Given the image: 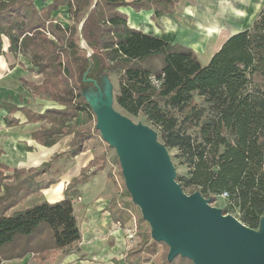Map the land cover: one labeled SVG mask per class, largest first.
<instances>
[{
    "label": "trees",
    "instance_id": "trees-1",
    "mask_svg": "<svg viewBox=\"0 0 264 264\" xmlns=\"http://www.w3.org/2000/svg\"><path fill=\"white\" fill-rule=\"evenodd\" d=\"M178 2L52 0L39 8L36 0H0V54L6 53L5 37L9 52L29 53L34 66L28 72L38 75V90L58 98L65 108L38 112L5 101L0 107L9 113L23 111L28 122L50 123L33 133L44 145L73 134L70 158L91 142L94 157L88 167L92 171L81 182L112 161L119 165L121 180L109 174L117 191L106 210L115 223L126 225L135 219L140 242L124 255L126 264L194 262L182 255L169 259L168 244L153 236L126 186L118 155L112 156L114 147L96 127L93 101L100 90L105 93L111 74L119 80L117 105L130 116L144 117L162 142L177 150V158L187 168L186 175L177 174L185 192L199 191L211 204L227 192L223 213L235 212L255 229L264 216V3L247 29L231 35L202 64L192 48L131 27L128 15L120 10L153 9L156 18L174 14ZM62 5H69L72 22L67 27L51 18ZM18 121L7 117L8 125ZM50 166L10 169L0 162V264L29 254L47 256L81 240V225L68 196L75 182L61 200L17 208L54 183L47 176Z\"/></svg>",
    "mask_w": 264,
    "mask_h": 264
},
{
    "label": "crops",
    "instance_id": "crops-1",
    "mask_svg": "<svg viewBox=\"0 0 264 264\" xmlns=\"http://www.w3.org/2000/svg\"><path fill=\"white\" fill-rule=\"evenodd\" d=\"M193 1L195 0H179L174 14H164L156 18L153 16V9L136 11L127 6L120 10L128 15L131 27L172 44L190 47L199 58L208 52V61L204 63L207 64L231 35L247 29L253 23L264 3V0H199L200 4H194ZM51 2L52 0H36L39 8ZM70 16L69 5H62L51 13L54 22L64 27L71 24ZM81 26L82 23L79 29ZM4 40L3 49L6 53L0 54V104L5 101L18 107L27 106L38 112H44L48 108H65L58 98L51 99V95L43 98L41 92L42 94L36 93L34 97L32 91L26 87L31 82L26 75L30 74L28 68L34 66L32 57L27 52H9L10 41L7 37ZM26 59L30 61L29 64L25 63ZM37 82L39 86L41 82ZM53 101L56 105L49 104ZM9 116L16 117L19 121L8 125ZM43 124L50 125L46 120L28 122L23 111L9 113L6 108L0 107V162L10 169L51 164L47 176L54 183L27 197L17 208L43 200H61L66 196L70 183L75 182L68 189V196L72 200L82 197L74 203L82 238L72 246L51 251L47 256L29 254L22 259L7 260L2 264H115V260L119 264H126L123 261L124 255L140 242V238H129L127 224L115 223L110 212L106 210L110 202L109 186L112 182L109 178L110 168L107 167L81 182V178L92 171L88 167L94 157L92 144L87 142L81 153L70 158L67 152L73 134L59 138L53 145H44L33 137V133ZM7 182L13 183V180ZM146 264H152V261Z\"/></svg>",
    "mask_w": 264,
    "mask_h": 264
},
{
    "label": "water",
    "instance_id": "water-1",
    "mask_svg": "<svg viewBox=\"0 0 264 264\" xmlns=\"http://www.w3.org/2000/svg\"><path fill=\"white\" fill-rule=\"evenodd\" d=\"M93 105L96 127L115 148L125 183L157 240L169 246V259L182 255L194 264H264V216L258 229L243 223L201 192L187 193L158 131L135 123L114 107L106 78Z\"/></svg>",
    "mask_w": 264,
    "mask_h": 264
},
{
    "label": "rangeland",
    "instance_id": "rangeland-1",
    "mask_svg": "<svg viewBox=\"0 0 264 264\" xmlns=\"http://www.w3.org/2000/svg\"><path fill=\"white\" fill-rule=\"evenodd\" d=\"M201 1V0H200ZM194 4H200L199 0H195L193 1ZM82 45L86 46V44L84 43V41H81ZM202 55V54H201ZM202 57V58H201ZM200 58H201V62L202 64L206 63L208 60V52L206 53V55H202ZM199 58V59H200ZM33 60V59H32ZM25 63L29 64L30 61L28 62V59H26ZM26 78L29 79V81L32 82V84H29V85H24L30 90L31 93L34 94V97H36V93H39L38 95L42 94L43 98H45L47 95H50L48 92H45V91H42V90H38V82L36 81V74H33V75H30V74H27L26 75ZM109 79L111 81V83L113 84V94H114V107L120 111L122 114H125L127 116H129L135 123L137 124H144V125H147L155 130H157L150 122H148L147 120H145L144 117L142 116H130L129 114H127L126 112H124L116 103V100H115V94L117 93L118 91V87H119V80H118V76L116 74H111L109 76ZM42 92V93H41ZM53 96H51L50 98L52 99ZM48 98V97H47ZM202 102V100H200ZM204 103V102H202ZM49 104H54L56 105V102L53 101V103H49ZM36 108V106L34 107ZM39 108V107H38ZM96 124V122H95ZM157 142L160 143V144H163L162 140L160 137L157 138ZM91 143V142H89ZM166 149L168 151V155L171 157L172 161H173V164L175 165V168H176V172L177 174L180 173L181 175H186L187 173V168L186 166H184L183 164L180 163V160L179 158H177L176 154H177V150L176 149H173V148H169L166 146ZM114 153H116V150L114 148V150L112 151V156H114ZM117 154V153H116ZM111 170V173L115 176H117L120 180H121V177H120V167L117 163L115 162H111L108 166ZM110 188V196L117 191L116 189V186L113 184V182H111V185L109 186ZM121 188L119 190V193H121ZM213 204L217 207H223L226 202L224 200L223 197H220L218 198L216 201L213 202ZM231 214L235 215V212H231ZM134 224H135V219H133L130 223L127 224V228H126V231L130 228H133L134 227ZM124 228V227H123ZM128 236V234H127ZM159 259V258H158ZM160 260V259H159ZM158 260V262H159Z\"/></svg>",
    "mask_w": 264,
    "mask_h": 264
},
{
    "label": "built area",
    "instance_id": "built-area-1",
    "mask_svg": "<svg viewBox=\"0 0 264 264\" xmlns=\"http://www.w3.org/2000/svg\"><path fill=\"white\" fill-rule=\"evenodd\" d=\"M223 198H226L228 196V193L227 192H223L222 195H221ZM82 197H78L76 199H73V202L75 203L77 200H81ZM136 223L134 224V227L133 228H130L127 230V234H128V237L131 238V239H134L136 238Z\"/></svg>",
    "mask_w": 264,
    "mask_h": 264
},
{
    "label": "bare ground",
    "instance_id": "bare-ground-1",
    "mask_svg": "<svg viewBox=\"0 0 264 264\" xmlns=\"http://www.w3.org/2000/svg\"><path fill=\"white\" fill-rule=\"evenodd\" d=\"M196 11V10H195ZM179 15V14H178ZM246 23H249V22H246ZM107 221V220H106ZM121 235V234H120ZM87 236V235H86Z\"/></svg>",
    "mask_w": 264,
    "mask_h": 264
}]
</instances>
